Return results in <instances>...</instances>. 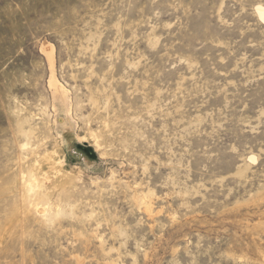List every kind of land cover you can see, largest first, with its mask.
Masks as SVG:
<instances>
[{
  "label": "rangeland",
  "instance_id": "1",
  "mask_svg": "<svg viewBox=\"0 0 264 264\" xmlns=\"http://www.w3.org/2000/svg\"><path fill=\"white\" fill-rule=\"evenodd\" d=\"M257 6L0 0V264H264Z\"/></svg>",
  "mask_w": 264,
  "mask_h": 264
},
{
  "label": "bare ground",
  "instance_id": "2",
  "mask_svg": "<svg viewBox=\"0 0 264 264\" xmlns=\"http://www.w3.org/2000/svg\"><path fill=\"white\" fill-rule=\"evenodd\" d=\"M259 19L264 23V7L262 6H257L256 9H255ZM42 50L44 51V47H42ZM47 50V49H46ZM45 50V51H46ZM46 56L48 58V62H49V65L52 66V50H49L47 53H46ZM25 119H23L22 117H19L17 116L16 119H15V123H16V126H17V130H16V135L17 136H22L23 138L25 139H28L30 137V133L29 131H25V129L23 128V123L25 122L24 121ZM14 133V131H13ZM14 135V134H13ZM16 140V139H15ZM22 141V140H21ZM23 144V143H22ZM21 149V148H20ZM19 156V155H18ZM20 157V156H19ZM19 159H23V158H19ZM20 160H18L19 162Z\"/></svg>",
  "mask_w": 264,
  "mask_h": 264
}]
</instances>
